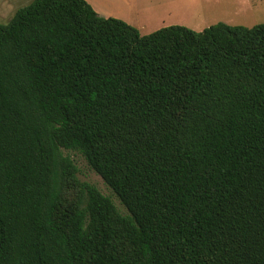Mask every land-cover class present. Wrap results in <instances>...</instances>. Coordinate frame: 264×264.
Returning a JSON list of instances; mask_svg holds the SVG:
<instances>
[{"label":"trees","instance_id":"trees-1","mask_svg":"<svg viewBox=\"0 0 264 264\" xmlns=\"http://www.w3.org/2000/svg\"><path fill=\"white\" fill-rule=\"evenodd\" d=\"M0 264H264V22L141 34L31 0L0 23Z\"/></svg>","mask_w":264,"mask_h":264},{"label":"rangeland","instance_id":"rangeland-1","mask_svg":"<svg viewBox=\"0 0 264 264\" xmlns=\"http://www.w3.org/2000/svg\"><path fill=\"white\" fill-rule=\"evenodd\" d=\"M30 1L0 0V23H6L19 7ZM102 3H104V0H102ZM166 22L167 25L164 26L183 25L196 31H201L219 22L230 25L252 26L264 22V0H186L185 5L180 6L178 4L176 12ZM60 152L62 155H68L73 160L78 169L77 175L80 180L95 185L101 193L111 197L123 214L127 213L126 208L112 189L89 166L81 153L66 148H61Z\"/></svg>","mask_w":264,"mask_h":264},{"label":"crops","instance_id":"crops-1","mask_svg":"<svg viewBox=\"0 0 264 264\" xmlns=\"http://www.w3.org/2000/svg\"><path fill=\"white\" fill-rule=\"evenodd\" d=\"M102 16L120 18L135 26L141 34L150 33L167 25V19L176 12L178 4L186 0H86Z\"/></svg>","mask_w":264,"mask_h":264}]
</instances>
